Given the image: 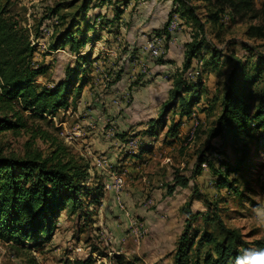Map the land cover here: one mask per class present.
I'll return each instance as SVG.
<instances>
[{
    "label": "rangeland",
    "instance_id": "rangeland-1",
    "mask_svg": "<svg viewBox=\"0 0 264 264\" xmlns=\"http://www.w3.org/2000/svg\"><path fill=\"white\" fill-rule=\"evenodd\" d=\"M56 1L8 0L13 17L28 31L31 64L46 67L35 77V88L54 87L68 75L75 79L67 106L41 118L23 114L30 116L31 130L60 142L85 168L89 196L75 211H60L50 235L41 233L30 246L0 241V264H77L88 257L91 264H173L186 207L194 216L188 230L192 257L211 251L196 241L202 234L216 235L218 221L244 241L264 243V153L253 138L232 142L214 134L234 61L250 68L262 63L264 0H252L254 16L232 20L228 8L213 20L214 7L201 0H90L94 21L88 30L76 12L80 0L62 2L59 9ZM115 10L120 15L113 19ZM250 27L261 28L262 36L248 34ZM65 31L87 43L71 51L67 43L60 45L70 35ZM154 41L161 44L159 55L147 48ZM192 41L201 47L184 68ZM179 80L178 94L196 103L171 136L165 132L179 119L174 95ZM32 133L0 132L1 154L45 155L49 142ZM244 146L242 157L235 148ZM238 158L243 160L238 170L225 172L221 161L231 167ZM197 167L200 172L193 174ZM217 169L235 192L214 187ZM176 175L188 183L168 194L165 187Z\"/></svg>",
    "mask_w": 264,
    "mask_h": 264
},
{
    "label": "trees",
    "instance_id": "trees-1",
    "mask_svg": "<svg viewBox=\"0 0 264 264\" xmlns=\"http://www.w3.org/2000/svg\"><path fill=\"white\" fill-rule=\"evenodd\" d=\"M73 1L57 0L53 6L59 9L62 2H67L70 6ZM105 1L98 0L99 4ZM201 1L211 3L214 7L213 18L210 17L213 20L217 19V16H225L227 8L231 20L235 15L242 19L250 12L253 13L251 16L255 13L252 0ZM89 4L90 0H80L76 9V12L83 16L86 30L92 27L89 24L94 21L93 16L90 18L88 13ZM9 6L8 0H0V132L18 129L34 132L31 136L49 142L50 150L45 155L40 151L27 152L21 158L2 155L0 152V241L30 246L41 233L50 235L60 211L73 212L83 205L89 196L86 181L88 174L83 166L76 164L72 156L67 154L66 148L60 142H56L39 128L31 130L27 126V117L32 115L41 118L43 114L67 106L69 86L75 79L68 75V79L54 87H42L38 90L35 88V77L43 74L46 67L31 64L33 47L29 41L28 31L18 24ZM185 9L188 7L185 6ZM85 15L88 16L85 18ZM119 15L115 10L112 17L119 18ZM251 30L262 36L261 28L250 27L247 33L251 34L253 32ZM64 33L69 35L71 32ZM66 43L71 51H76L87 43V39L83 37L77 41L74 35L70 34L60 45ZM200 45V41H192L189 44L184 68L189 67L190 58L197 53ZM260 61L262 62L260 65L255 63L251 68L244 62L234 61L221 97V110L216 119L217 127L214 134H221L223 138L232 142L253 138L256 149L264 153V56L260 57ZM82 84L83 81H79L75 85L76 91ZM182 84L180 80L174 84L179 119L165 132L171 136L177 134L183 117L190 118L191 108L196 103L192 96L187 99L178 94ZM192 90L194 89H190ZM24 111H29L30 116L24 115ZM156 123V120L150 121L148 128L152 129ZM235 150L244 157L247 146L237 147ZM198 162L200 164L206 162L208 165L206 159L201 158ZM242 164L243 160L240 158L236 159L231 167L226 161H221L225 172L238 170ZM199 172L200 169L197 167L193 174ZM212 172L216 175L212 178L215 188L223 187L228 191H236L227 176L220 174L218 169ZM187 183V178L176 175L172 183L166 185V192L172 194L177 186L185 187ZM184 212L185 227L177 241L173 264H244L246 258L260 253L264 248L263 239L244 241L236 229L226 228L218 221L216 235L202 234L196 241L199 247L210 245L212 253L210 251L201 258L192 257L190 251L192 239L188 235V230L194 216L187 207ZM91 263L90 257L77 262Z\"/></svg>",
    "mask_w": 264,
    "mask_h": 264
},
{
    "label": "clouds",
    "instance_id": "clouds-1",
    "mask_svg": "<svg viewBox=\"0 0 264 264\" xmlns=\"http://www.w3.org/2000/svg\"><path fill=\"white\" fill-rule=\"evenodd\" d=\"M244 264H264V253L253 254L246 258Z\"/></svg>",
    "mask_w": 264,
    "mask_h": 264
},
{
    "label": "built area",
    "instance_id": "built-area-1",
    "mask_svg": "<svg viewBox=\"0 0 264 264\" xmlns=\"http://www.w3.org/2000/svg\"><path fill=\"white\" fill-rule=\"evenodd\" d=\"M170 25L173 28L174 23H170ZM159 46H161V44L159 43V41H154L153 43L149 44L147 48H148V50L150 51L151 54H153V55H159L158 54V48H159ZM202 165H203V163H202Z\"/></svg>",
    "mask_w": 264,
    "mask_h": 264
}]
</instances>
